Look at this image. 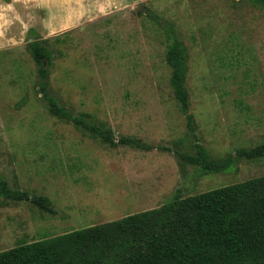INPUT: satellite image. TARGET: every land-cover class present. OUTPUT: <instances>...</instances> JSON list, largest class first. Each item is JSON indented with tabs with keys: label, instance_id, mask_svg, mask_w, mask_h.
<instances>
[{
	"label": "rangeland",
	"instance_id": "rangeland-1",
	"mask_svg": "<svg viewBox=\"0 0 264 264\" xmlns=\"http://www.w3.org/2000/svg\"><path fill=\"white\" fill-rule=\"evenodd\" d=\"M186 48L195 127L171 85L166 51ZM51 53L50 93L110 128L105 143L59 119L29 43ZM130 137L139 142H118ZM264 7L251 0H0V178L31 200L0 196V251L264 175ZM146 144L147 147H144ZM203 145L235 167L203 173L182 152Z\"/></svg>",
	"mask_w": 264,
	"mask_h": 264
},
{
	"label": "trees",
	"instance_id": "trees-1",
	"mask_svg": "<svg viewBox=\"0 0 264 264\" xmlns=\"http://www.w3.org/2000/svg\"><path fill=\"white\" fill-rule=\"evenodd\" d=\"M10 2V0H4ZM264 7V0H251ZM39 65L41 92L49 112L105 143H116L110 128L74 115L50 93L46 60L51 53L39 41L29 43ZM172 69L171 85L180 110L191 130L195 127L186 87L188 65L186 48L178 36L166 51ZM118 142L139 141L121 137ZM147 147L146 144H143ZM237 155L247 159L264 156V142L240 148ZM184 162L203 173H223L235 167V156L212 158L207 149L196 145V153H180ZM0 196L12 201L31 200L54 213L45 196L30 195L11 188L0 178ZM0 264H264V175L223 185L189 196L176 193L163 205L122 218L91 225L32 242H21L0 251Z\"/></svg>",
	"mask_w": 264,
	"mask_h": 264
}]
</instances>
